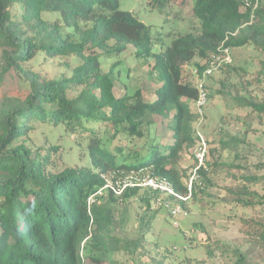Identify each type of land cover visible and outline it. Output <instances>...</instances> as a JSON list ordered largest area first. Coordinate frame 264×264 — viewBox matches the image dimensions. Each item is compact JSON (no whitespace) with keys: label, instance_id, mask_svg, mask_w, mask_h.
Listing matches in <instances>:
<instances>
[{"label":"trees","instance_id":"trees-1","mask_svg":"<svg viewBox=\"0 0 264 264\" xmlns=\"http://www.w3.org/2000/svg\"><path fill=\"white\" fill-rule=\"evenodd\" d=\"M193 1L192 17L200 26L156 55L154 69L163 84L147 103L141 91L116 97L113 79L101 70V52L113 56L128 47L137 55L151 51V29L122 10L120 0H0V264H117L111 257L139 248L141 239L127 243L117 235L127 217L121 204L141 193L149 207L150 191L129 188L117 195L105 188L109 179L144 173L187 193L178 162L197 141L191 103L199 91L185 80V67L197 56L207 60L246 45L264 56V0L254 12L240 0ZM72 55L83 62L71 78L48 79L36 70L40 58ZM262 65L264 69V59ZM78 86L82 90L72 96ZM239 101L264 113V101ZM168 115L171 143H157L138 155L111 147L121 140L120 133L142 137L155 124L153 118ZM98 116L113 131L110 137L84 128L82 121ZM37 125L62 128L66 134L80 130L88 140L92 167L57 171V148L30 144ZM199 174L205 178L206 170ZM146 221L141 234L151 225ZM242 231L248 250L225 246L223 254L232 256L231 264H264V218L245 220ZM87 238L91 243L86 247Z\"/></svg>","mask_w":264,"mask_h":264},{"label":"rangeland","instance_id":"rangeland-1","mask_svg":"<svg viewBox=\"0 0 264 264\" xmlns=\"http://www.w3.org/2000/svg\"><path fill=\"white\" fill-rule=\"evenodd\" d=\"M193 5V0H120L122 10L132 12L151 29V51L137 55L135 49L128 47L113 56L100 53L102 73L113 79L116 97L133 96L141 91L147 103L156 99V92L163 84L154 69L156 55L164 52L174 38L200 26L192 17ZM229 57L230 62L217 66L208 77L202 74L211 67L212 57L205 60L197 56L185 67V80L194 86L204 84L209 95L203 123L198 128L196 122L193 124L199 134L195 146L185 149L178 162V169L188 178L197 165L195 148L202 139L206 141V176L197 185V197L184 204V214L178 218L170 215L168 207L157 206L158 197L146 189L141 191L150 193L149 207L141 193L122 202V212L126 211L127 217L124 226L117 229V235L126 242L141 239L139 248L111 257L117 264H231L232 256L223 254L225 246L248 250L243 222L264 218V113L246 106L239 98L256 103L264 101V56L254 46L246 45L232 48ZM39 62L36 70L43 77L56 79L71 78L83 60L72 55L40 58ZM197 65L204 67L199 75L195 74ZM82 88L75 87L72 96ZM193 107L191 103V109L195 111ZM100 116L97 120H84L82 124L86 129L104 133V138L110 137L113 131L100 121ZM153 120L155 124L150 127V137H147L149 133L139 137L122 132L121 140H114L111 147L122 146L131 151L130 154L138 155L157 143L160 146L171 143V115ZM80 134V130L66 134L62 128L37 125L30 144L35 149L56 147L57 171L67 167L91 168L88 140ZM154 139L156 141L152 142ZM109 182L112 181L109 179ZM152 214L155 216L153 221ZM117 216L121 218L123 213L119 212ZM144 218L151 225L141 234L139 227ZM90 243V238L84 241L86 247ZM83 252L88 253L87 249Z\"/></svg>","mask_w":264,"mask_h":264},{"label":"built area","instance_id":"built-area-1","mask_svg":"<svg viewBox=\"0 0 264 264\" xmlns=\"http://www.w3.org/2000/svg\"><path fill=\"white\" fill-rule=\"evenodd\" d=\"M242 4L246 8L252 9L254 12L260 5L262 0H240ZM254 17V16H253ZM230 50L231 49H224L223 52L218 56H212L211 67L206 68L202 75L204 77L211 76L214 69L217 66H221L223 62H230ZM196 75H199V71H195ZM204 84L199 83L197 85L199 91V97L194 102V108L196 113V128H198L205 118V106L208 99V93L204 88ZM198 131H196L197 133ZM199 135V134H198ZM197 135V136H198ZM208 155V146L206 141L202 139L199 142V145L195 148V158L197 165L196 167L190 172L188 176L185 186L187 187V193L183 194L177 191L174 184L167 179L153 177L150 175L147 176H140V177H126L116 182H109L105 188H110L115 194L121 195L129 188H141L147 189L151 193H156L157 195V206L161 207H168L170 215L173 218H178L184 214V204L187 203L192 197L193 192L196 186L201 182L202 177L199 174L201 169H207L206 160ZM198 187V186H197ZM92 199V198H91ZM90 199V201H91ZM176 226L178 225L177 222L174 223Z\"/></svg>","mask_w":264,"mask_h":264},{"label":"clouds","instance_id":"clouds-1","mask_svg":"<svg viewBox=\"0 0 264 264\" xmlns=\"http://www.w3.org/2000/svg\"><path fill=\"white\" fill-rule=\"evenodd\" d=\"M197 87V86H196ZM209 96V95H208ZM194 105V104H193ZM194 108V107H193ZM196 121V120H195ZM197 134V133H196Z\"/></svg>","mask_w":264,"mask_h":264}]
</instances>
